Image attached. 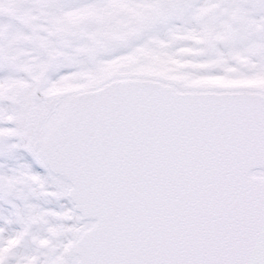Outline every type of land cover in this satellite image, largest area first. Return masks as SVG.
<instances>
[{"label":"snow or ice","instance_id":"1","mask_svg":"<svg viewBox=\"0 0 264 264\" xmlns=\"http://www.w3.org/2000/svg\"><path fill=\"white\" fill-rule=\"evenodd\" d=\"M0 264H264V0H0Z\"/></svg>","mask_w":264,"mask_h":264}]
</instances>
